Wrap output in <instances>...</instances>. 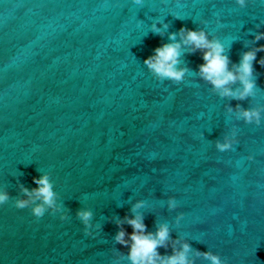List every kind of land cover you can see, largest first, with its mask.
Masks as SVG:
<instances>
[{"label":"water","instance_id":"obj_1","mask_svg":"<svg viewBox=\"0 0 264 264\" xmlns=\"http://www.w3.org/2000/svg\"><path fill=\"white\" fill-rule=\"evenodd\" d=\"M157 16L169 31L204 26L221 39L238 36L227 54L239 62L264 5L0 0V187L15 198L17 181L31 189L32 177L47 172L70 210L67 221L50 213L37 220L13 200L0 206V264H113L114 249H127L114 242L110 218L130 214L136 199L147 201L148 230L167 221L172 237L184 236L193 249L218 253L227 264H264V123L244 124L223 108L264 106V68L254 62L258 89L243 101L221 100L194 75L180 85L157 81L143 64L161 41L148 31ZM182 59L193 72L203 62L199 53ZM234 124L240 143L218 152L214 142ZM250 153L253 161L245 159ZM168 196L177 198L176 211L167 209ZM84 206L101 225L100 237L83 234L76 211Z\"/></svg>","mask_w":264,"mask_h":264},{"label":"clouds","instance_id":"obj_2","mask_svg":"<svg viewBox=\"0 0 264 264\" xmlns=\"http://www.w3.org/2000/svg\"><path fill=\"white\" fill-rule=\"evenodd\" d=\"M137 6H143L144 0H133ZM235 5L244 9L248 6L249 0H234ZM264 5V0H259ZM176 19H184L177 13H171ZM194 22L197 20L193 19ZM142 23V22H141ZM201 25H207V20H199ZM215 23L218 27H223L219 14H216ZM170 23L165 22L164 17L152 18V23L148 26V31L161 38L158 46L152 49L143 64L152 77L160 82L170 81L175 85L185 82L189 75L199 77V80L206 84L209 91L221 100L243 101L249 97H254L257 92L254 62L264 68V56L257 60V53H264V44L258 42L264 40V20H259L255 25L256 31L253 39L244 41V46L248 49L240 54L239 62H233L227 54L231 43L238 36L232 35L225 39L209 32L206 27L188 28L181 26L176 31H169ZM167 36V41L163 39ZM258 45V46H257ZM195 55L199 53L203 61L197 65V70L193 72L185 65L182 57L185 54ZM225 113L236 121H243L247 125L257 127L264 123V106L243 107L237 103L234 107L230 103L223 105ZM239 128L233 125L229 131L223 134L222 139H217L215 149L224 153L233 151L240 143ZM204 137V133H201ZM245 159L253 161V154H248ZM36 187L29 189L23 183L17 181L19 195L10 197L8 190L0 187V206L13 200L17 209L29 208L33 217L37 220L43 218L46 213L58 215L60 221H67L70 218L69 209L65 208L61 201L60 193L55 190L50 174L43 172L41 175L32 177ZM167 209L176 211L180 205L175 196H168L166 200ZM148 207L145 199H136L131 204L129 213L121 217H112L118 231L113 237L116 244L127 249L124 254L114 249L115 259L113 264H122L126 259L128 264H196V260L202 258L208 264H227L218 253L211 250L199 251L193 249L188 239L182 235L173 238L171 235L172 226L167 221H157L155 231L148 230L145 223V216L142 209ZM76 218L83 225V234L93 239L100 237L101 225L93 222L94 212L90 207L84 206L76 211ZM184 218L182 211L176 212L174 224L179 226ZM125 225L131 227L129 233ZM164 248L165 253L161 254L158 249ZM171 248V254L167 250Z\"/></svg>","mask_w":264,"mask_h":264}]
</instances>
